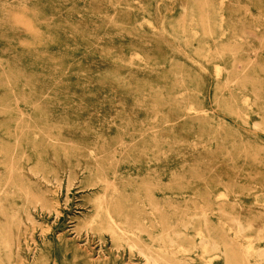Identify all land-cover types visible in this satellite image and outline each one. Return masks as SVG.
I'll list each match as a JSON object with an SVG mask.
<instances>
[{"label": "rangeland", "instance_id": "1", "mask_svg": "<svg viewBox=\"0 0 264 264\" xmlns=\"http://www.w3.org/2000/svg\"><path fill=\"white\" fill-rule=\"evenodd\" d=\"M137 246L264 264V0H0V264Z\"/></svg>", "mask_w": 264, "mask_h": 264}, {"label": "bare ground", "instance_id": "2", "mask_svg": "<svg viewBox=\"0 0 264 264\" xmlns=\"http://www.w3.org/2000/svg\"><path fill=\"white\" fill-rule=\"evenodd\" d=\"M20 23V21H19ZM27 24V23H26ZM21 25V24H20ZM31 27V26H30ZM27 31V30H26ZM30 31V30H29ZM29 167V166H28ZM28 169V168H27ZM81 172V171H80ZM42 173V172H41ZM42 176V175H41ZM55 180V179H54ZM69 180V179H68ZM80 182V181H79ZM106 183V182H105ZM56 185V184H55ZM59 186V185H58ZM91 186V185H89ZM13 190V189H12ZM7 191V190H6ZM70 191V190H69ZM60 193V192H59ZM65 193V192H64ZM80 194V193H79ZM85 194V193H84ZM88 194V193H87ZM66 195V194H65ZM68 195V194H67ZM66 197V196H65ZM64 197V198H65ZM97 197L99 198L98 194H97ZM104 197V195H103ZM66 200V199H65ZM68 200V199H67ZM95 200V199H94ZM92 200V201H94ZM100 200V199H99ZM85 203V202H84ZM89 203V202H88ZM64 204V203H63ZM65 205V204H64ZM40 208V207H39ZM97 210V209H96ZM84 211V210H83ZM91 215V214H90ZM77 216V215H76ZM95 217V216H94ZM75 218V217H74ZM82 218V217H80ZM88 218V217H87ZM93 218V217H92ZM79 219V218H78ZM90 220V219H89ZM89 220H87L86 222H88V224H90ZM68 221V220H67ZM91 221V220H90ZM95 222V220H94ZM75 223V222H74ZM84 223V222H83ZM93 223V222H92ZM91 223V224H92ZM106 223L107 225L109 226L110 230H111V233L117 235L119 238L121 239H125V240H132L133 238H139V230L141 229V223L139 221L137 222H134L133 224H128L125 226V224H127V220L124 219V221H122L121 223H116L115 219L113 218V216L107 211V220H106ZM71 224V223H70ZM78 224V223H77ZM240 225V223H238ZM73 227V226H72ZM184 227V226H183ZM242 227V225H241ZM75 228V227H74ZM72 228V229H74ZM186 228V226H185ZM184 228V229H185ZM79 229V228H78ZM87 229V228H86ZM103 229V228H102ZM186 230V229H185ZM75 232V231H74ZM86 232V231H85ZM102 232H105V231H102ZM107 232V231H106ZM176 232V231H175ZM182 232V231H181ZM202 232V231H201ZM76 233V232H75ZM98 233V232H96ZM183 233V232H182ZM198 233V232H197ZM78 234V233H77ZM80 234V233H79ZM87 234V233H86ZM85 234V235H86ZM177 234V232L175 233ZM179 234V232H178ZM177 234V236H178ZM199 234V233H198ZM88 235V234H87ZM93 235V234H92ZM98 237V236H97ZM201 237V236H200ZM92 238V237H91ZM111 238V237H110ZM203 238V237H202ZM201 238V240H202ZM100 239V238H99ZM112 239V238H111ZM86 240V239H85ZM106 240V239H105ZM169 240H172L169 238ZM208 240V239H207ZM213 240V239H212ZM200 241V240H199ZM204 241V240H202ZM215 242V241H214ZM212 242V243H214ZM80 244V243H79ZM110 245V244H109ZM132 245H135V244H132ZM216 244L214 243V246ZM111 247V246H110ZM119 247V246H118ZM122 247V246H120ZM138 247V246H137ZM216 247V246H215ZM103 249V248H102ZM101 249V250H102ZM118 249V248H117ZM116 249V250H117ZM131 249V248H130ZM214 249V247H213ZM99 250V249H98ZM131 251V250H130ZM128 251V253L130 252ZM137 252L139 254H141L143 256V259H144V262L142 264H160L158 259L156 257H154L150 252H145L142 250V248L140 249V247H138V250ZM262 252V251H261ZM103 253V252H102ZM257 253V252H256ZM97 254V253H96ZM117 254V253H116ZM259 254V253H258ZM133 256V255H132ZM261 256V255H260ZM129 259V257H127ZM132 260V258H131ZM136 261H139V260H136ZM136 263V262H135ZM169 264V263H168Z\"/></svg>", "mask_w": 264, "mask_h": 264}]
</instances>
